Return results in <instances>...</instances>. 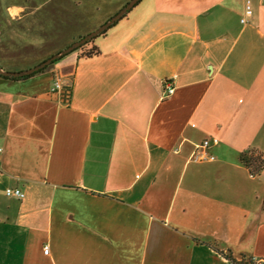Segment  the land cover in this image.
I'll return each mask as SVG.
<instances>
[{"label": "crops", "instance_id": "obj_1", "mask_svg": "<svg viewBox=\"0 0 264 264\" xmlns=\"http://www.w3.org/2000/svg\"><path fill=\"white\" fill-rule=\"evenodd\" d=\"M23 1L0 10L16 24L0 19L7 72L38 66L129 3L78 0L104 13L76 16L52 46L31 28L42 4ZM93 44L97 56L75 50L27 79L0 75V264L264 258V170L240 161L264 153V0H141ZM56 78L68 103L51 91ZM17 188L22 200L6 195Z\"/></svg>", "mask_w": 264, "mask_h": 264}, {"label": "rangeland", "instance_id": "obj_2", "mask_svg": "<svg viewBox=\"0 0 264 264\" xmlns=\"http://www.w3.org/2000/svg\"><path fill=\"white\" fill-rule=\"evenodd\" d=\"M16 0H0V10H4L3 8L7 3ZM23 1V0H22ZM46 0H41L40 3L35 0H28V2H24L29 6H42L38 9L36 17L33 19L35 24H31V28L33 27L36 30H40V28L46 29L48 33H51V40L47 42L46 45H57L60 43V39L65 37V34L70 31L71 25L70 22H77L76 16H80L81 14L90 15V14H103L104 13V5L100 4V11H96L93 9L94 3H83L78 0H47L48 2H43ZM131 0H128L130 2ZM127 2V3H128ZM111 5H118L116 2L110 3ZM124 8V7H123ZM94 10V11H92ZM119 12V11H118ZM117 12V13H118ZM64 16L69 17L67 24L64 21ZM45 18V19H44ZM1 22L3 23L4 28H10L16 26L15 23L9 22L6 16L2 13L0 14ZM34 25V26H33ZM21 26V24L19 25ZM55 32H59L58 35H55Z\"/></svg>", "mask_w": 264, "mask_h": 264}, {"label": "water", "instance_id": "obj_3", "mask_svg": "<svg viewBox=\"0 0 264 264\" xmlns=\"http://www.w3.org/2000/svg\"><path fill=\"white\" fill-rule=\"evenodd\" d=\"M141 0H131L124 8H122L115 16L110 18L105 24L97 28L94 32L88 34L87 36L81 38L59 54H56L49 58L48 60L42 62L38 66L34 68L22 71V72H7L0 68V75L9 78H22L25 76H31L36 72L45 69L47 66L51 65L54 61H57L64 57L65 55L77 50L80 46L84 45L86 42L97 38L103 32L109 30L113 25H115L118 21L123 19Z\"/></svg>", "mask_w": 264, "mask_h": 264}, {"label": "trees", "instance_id": "obj_4", "mask_svg": "<svg viewBox=\"0 0 264 264\" xmlns=\"http://www.w3.org/2000/svg\"><path fill=\"white\" fill-rule=\"evenodd\" d=\"M106 32L107 31L103 32L102 34H100V36L104 35ZM94 40H95V38L86 42L84 45L80 46L77 49L78 51L81 52L82 57L91 58V57H94V56H97L100 54V50L93 44ZM42 70H44V69H42ZM42 70H40L38 72H41ZM38 72H36V73H38ZM28 77H30V76H25L21 79H27ZM3 78L10 79L7 77H3ZM69 100H70V93L65 95L64 102L68 103ZM240 161L243 165H245L249 169L250 173L253 176H259L262 173V171L264 170V153L260 152L256 149H250V150H247L246 152H244L241 155ZM227 257L231 261H234V260H232V258L230 256H227ZM237 264H245L244 258L240 262H237ZM248 264H253V262L250 261Z\"/></svg>", "mask_w": 264, "mask_h": 264}, {"label": "built area", "instance_id": "obj_5", "mask_svg": "<svg viewBox=\"0 0 264 264\" xmlns=\"http://www.w3.org/2000/svg\"><path fill=\"white\" fill-rule=\"evenodd\" d=\"M246 14L247 15L251 14V10H250L249 6L247 7ZM242 23H245L244 19H242ZM51 91L53 93L59 94L61 100H64L65 95H67L69 93L68 88L65 87L61 83L59 78H56L54 80V83H53V85L51 87ZM164 92H165V95H168V96L173 94L174 86H173V84L171 82H169V81L165 82V84H164ZM212 142L214 144H217L218 140L217 139H213ZM209 145H210V141L205 140L201 144L197 145L196 148L204 150V149L208 148ZM199 157L203 158V154H201ZM6 195L8 197H15V198H18L20 200H22L25 197V194L18 188L17 189H7L6 190ZM44 254H46V255L49 254V246H45L44 247ZM250 261H252L253 264H264V258H252Z\"/></svg>", "mask_w": 264, "mask_h": 264}]
</instances>
